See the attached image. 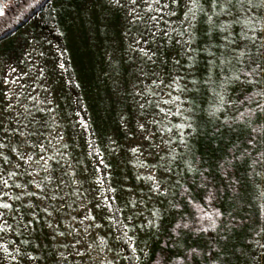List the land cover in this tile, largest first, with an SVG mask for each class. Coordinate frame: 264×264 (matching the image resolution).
<instances>
[{
    "label": "rangeland",
    "instance_id": "obj_1",
    "mask_svg": "<svg viewBox=\"0 0 264 264\" xmlns=\"http://www.w3.org/2000/svg\"><path fill=\"white\" fill-rule=\"evenodd\" d=\"M54 9L0 49V264H148L198 136L264 83V0Z\"/></svg>",
    "mask_w": 264,
    "mask_h": 264
},
{
    "label": "trees",
    "instance_id": "obj_2",
    "mask_svg": "<svg viewBox=\"0 0 264 264\" xmlns=\"http://www.w3.org/2000/svg\"><path fill=\"white\" fill-rule=\"evenodd\" d=\"M61 0H12L0 14V49L29 24L50 30ZM77 1V0H74ZM254 56L241 73L258 76ZM262 68V67H261ZM264 83L234 96L221 119L201 132L192 148L190 170L174 196L173 216L148 264H246L250 248L264 239ZM207 229V230H205Z\"/></svg>",
    "mask_w": 264,
    "mask_h": 264
},
{
    "label": "snow or ice",
    "instance_id": "obj_3",
    "mask_svg": "<svg viewBox=\"0 0 264 264\" xmlns=\"http://www.w3.org/2000/svg\"><path fill=\"white\" fill-rule=\"evenodd\" d=\"M116 2L117 3H119V0H116ZM132 2L133 3H135L136 2V0H132ZM157 2H159V0H157ZM173 2H176V0H173ZM252 2V0H249V3H251ZM192 3L193 4H196L197 3V0H192ZM212 3H213V5L215 6V4H216V0H212ZM0 14H2V9H0ZM173 14H175V13H173ZM186 15H187V13H186ZM193 15H194V13H193ZM154 19H155V17H154ZM209 19H211L210 17H209ZM140 51L141 52H143L144 51V49H140ZM146 54V53H145ZM243 53H241V55H242ZM150 58V57H149ZM61 67H63V65H61ZM257 69H259V70H261V71H264V68H261V66L260 65H257ZM237 79H239V77H237ZM250 82H252V81H250ZM175 99H179V97H176ZM222 99V98H221ZM166 103H167V101H166ZM258 108H260V110H262V111H264V106H260V105H258ZM142 127V126H141ZM3 147V145H0V148H2ZM133 151L135 152L136 151V149H133ZM5 184L7 183L6 181L4 182ZM0 207H3V208H10L11 207V205H9V204H0ZM0 215H2V213H0ZM0 230H2V229H0ZM205 230H207V229H205Z\"/></svg>",
    "mask_w": 264,
    "mask_h": 264
}]
</instances>
